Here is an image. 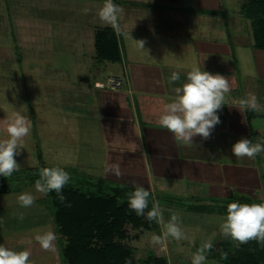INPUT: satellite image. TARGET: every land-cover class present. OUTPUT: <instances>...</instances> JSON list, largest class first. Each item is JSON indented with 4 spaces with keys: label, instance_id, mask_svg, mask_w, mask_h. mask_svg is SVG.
Segmentation results:
<instances>
[{
    "label": "crops",
    "instance_id": "crops-1",
    "mask_svg": "<svg viewBox=\"0 0 264 264\" xmlns=\"http://www.w3.org/2000/svg\"><path fill=\"white\" fill-rule=\"evenodd\" d=\"M103 2L0 0V19L8 26H0V53L39 52L38 64L30 68L45 67L39 71L44 89L73 93L72 113L82 132L75 137L77 166L65 170L85 171L95 181L144 186L172 208L178 203L224 205L239 198L264 202V153L237 159L231 150L241 138L264 139V110L236 108L249 93L264 108V50L254 47L252 22L242 15L244 0H114L123 9L120 34L100 22ZM104 32H114L120 60L98 59L96 38ZM124 33L145 41V50ZM193 66L228 77L231 91L211 137L196 136L195 145L186 146L160 127L159 117ZM113 70L118 74L107 73ZM174 71L180 80L170 84ZM109 77L122 79L123 88L95 86ZM86 95L92 98L88 108L80 99ZM83 153L87 161L80 160ZM113 164L121 175L111 171ZM174 209L168 208L170 213ZM187 216L217 228L218 234L206 240H229L219 228L225 215L188 211ZM48 253L49 262L41 260L43 252H32L30 259L33 264L62 263L58 253Z\"/></svg>",
    "mask_w": 264,
    "mask_h": 264
},
{
    "label": "rangeland",
    "instance_id": "rangeland-1",
    "mask_svg": "<svg viewBox=\"0 0 264 264\" xmlns=\"http://www.w3.org/2000/svg\"><path fill=\"white\" fill-rule=\"evenodd\" d=\"M1 11L4 12L3 9ZM6 22L7 20L4 24L0 19V26L4 30L8 27ZM3 52L0 53L2 56L0 75H3L0 78V140L8 138L4 121L13 112H20L30 119L31 131L30 135L24 138V149H21L20 154L15 157L21 166L20 170L7 178L0 176V244L16 251L28 249L31 253L43 252L41 260L44 263L49 262L51 254L40 248L34 236L38 232L51 229L57 236L55 252L58 253L57 260L59 261L61 260L59 237L47 195H42L35 190L36 179H33L31 174L26 176V173L35 171L41 166L45 167V165L68 169L77 166L75 159L78 155L74 154L75 137L77 132L80 134L82 130L78 129L80 122H77L78 118L75 121L74 113H72L73 93L70 90L58 92L55 87L49 92L44 89L46 82L40 78L39 71H45V67L33 65L31 68H37L38 72L29 74L31 73L28 72L31 70L30 65L38 64L36 61L39 59L37 57L39 52L29 50ZM23 57L24 59H21ZM115 72L113 70L107 73L114 76L118 74ZM101 80L106 81L103 78ZM90 84L93 86L92 82ZM80 99L85 102L87 108L92 101L89 95L81 96ZM80 121L83 122V120ZM84 156L87 157V154L83 153L80 160L87 161ZM68 169H66L67 172L70 171ZM71 172L77 173L78 177L88 174L85 171H83L84 174L83 172L80 174ZM71 181L75 186L79 184L75 179ZM24 192L32 193L36 197L34 204L29 208H22L17 202V197ZM153 197V202L158 201L164 210L165 221L170 218L171 214L168 208H175L174 211L178 209L176 213L181 218V226L187 239L176 241L169 238L164 246H154L150 242L151 235L161 234L160 225L152 233L145 230H132L124 243L132 249L136 264H166V261L168 264H192L193 254L203 242L207 241V237L212 238L218 234L217 228L201 225L202 222L199 219L192 220L187 216L188 210L180 204L172 202L175 204L172 208L170 207L172 204H164L163 199ZM19 213H23V220L18 219ZM209 232H212L210 236L207 235ZM39 257L37 260H40ZM209 262L207 260L206 264H210Z\"/></svg>",
    "mask_w": 264,
    "mask_h": 264
},
{
    "label": "clouds",
    "instance_id": "clouds-1",
    "mask_svg": "<svg viewBox=\"0 0 264 264\" xmlns=\"http://www.w3.org/2000/svg\"><path fill=\"white\" fill-rule=\"evenodd\" d=\"M85 14L88 9L83 10ZM123 9L114 0H104L97 15L102 25L111 26L118 34L121 33L120 20ZM132 39L129 33H124ZM133 40V39H132ZM144 49L145 41L133 40ZM180 80L179 72H172L169 83ZM174 97L164 105L163 114L159 117L161 128L172 133L178 143L193 146L194 138L201 137L207 140L211 137L215 127L221 123L218 112L226 104V94L230 93L231 86L228 77L219 73L213 74L193 66L187 73L186 81L173 89ZM239 111H262L257 96L249 93L247 98L239 101ZM7 139L0 140V176L10 177L20 170V164L15 157L24 149V138L30 135L31 121L20 112H13L5 121ZM232 154L237 159H254L264 153V139L253 143L251 139L241 138L232 145ZM111 171L121 175L119 165L113 164ZM70 180V174L60 167H45L39 172V178L35 181V190L42 195L55 191L61 201L65 200L62 191ZM150 191L144 186L136 185L134 191L127 194L128 206L138 216H145L149 221H155L161 227V234L153 233L150 242L154 246H164L169 238L176 241L187 239V235L181 226V218L178 213L171 212L170 218L165 221L158 201H154L149 208ZM36 197L29 192H24L17 197V202L22 208L31 207ZM23 213L18 214V219L23 220ZM223 237L240 244L249 241L264 243V202L240 203L231 202L227 205L226 215L219 225ZM34 240L44 251L55 252L57 236L51 229L38 232ZM213 248L212 239L202 243L200 248L192 256V264H206L207 254ZM31 252L28 249L16 251L0 244V264H33L30 259ZM226 259V255L223 257Z\"/></svg>",
    "mask_w": 264,
    "mask_h": 264
},
{
    "label": "trees",
    "instance_id": "trees-1",
    "mask_svg": "<svg viewBox=\"0 0 264 264\" xmlns=\"http://www.w3.org/2000/svg\"><path fill=\"white\" fill-rule=\"evenodd\" d=\"M242 15L252 22L254 47L264 50V0H244ZM96 40L98 59L120 60L114 32L99 33ZM41 168L45 167L30 171L26 176L31 174L37 180ZM68 173L70 181L62 191L65 200L61 201L55 191L47 194L63 264H136L132 249L124 241L130 231H153L158 224L147 220L146 215H136L129 208L127 194L134 188L95 181L83 175L78 177L71 171ZM72 179L79 184L75 186ZM153 198L150 193L149 208L145 213L150 210ZM234 201L259 203L239 198L224 205H180L190 212L226 215L227 205ZM225 255L226 259L223 258ZM207 260L210 264H264V243L253 240L237 246L231 239L215 243Z\"/></svg>",
    "mask_w": 264,
    "mask_h": 264
},
{
    "label": "built area",
    "instance_id": "built-area-1",
    "mask_svg": "<svg viewBox=\"0 0 264 264\" xmlns=\"http://www.w3.org/2000/svg\"><path fill=\"white\" fill-rule=\"evenodd\" d=\"M95 86L100 89L116 91L123 88L124 82L118 77H109L105 82H98Z\"/></svg>",
    "mask_w": 264,
    "mask_h": 264
}]
</instances>
